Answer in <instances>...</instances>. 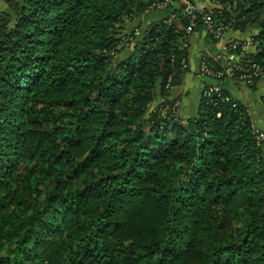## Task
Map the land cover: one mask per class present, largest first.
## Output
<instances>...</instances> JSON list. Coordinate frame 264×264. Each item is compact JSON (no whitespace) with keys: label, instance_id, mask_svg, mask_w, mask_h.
I'll use <instances>...</instances> for the list:
<instances>
[{"label":"trees","instance_id":"trees-1","mask_svg":"<svg viewBox=\"0 0 264 264\" xmlns=\"http://www.w3.org/2000/svg\"><path fill=\"white\" fill-rule=\"evenodd\" d=\"M2 2L0 264H264V130L248 107L204 76L221 96L192 118L148 111L184 85L200 18L187 34L181 6L138 39L162 0ZM212 2L214 25L256 32L239 40L254 91L264 0Z\"/></svg>","mask_w":264,"mask_h":264},{"label":"built area","instance_id":"built-area-1","mask_svg":"<svg viewBox=\"0 0 264 264\" xmlns=\"http://www.w3.org/2000/svg\"><path fill=\"white\" fill-rule=\"evenodd\" d=\"M0 2H2V0H0ZM181 6H183V14L190 19V25L186 29L187 34H192V28L194 27L195 21L196 19L200 18L204 26L203 33L207 37L212 38L216 43L220 44V51L214 55L209 54L207 58H210L213 62L219 65L222 70L219 72H213L206 66L204 58L200 57L198 76H200L201 78H203L204 76H210L215 79L222 78L224 82H231L234 84V79L236 78L235 73L237 72L239 73L238 80L245 84L242 85H244L245 87L253 86V80L260 75V69L256 64L252 62L248 61L243 64L241 61L243 51L246 52L250 42H246L245 48L242 47L239 49V40H227L228 33L231 31L227 30V28L221 24L214 25L211 16L204 12V8H200L193 2H188L186 0H162V2L158 4H153L150 7V10L169 12V21H171V19H173L174 17L172 16V11L177 8L179 9ZM235 51H238L239 53L237 55L232 53ZM241 63L243 65H241ZM166 88L171 94L166 99H160V103L158 105H163L161 109V114L163 116H175V114L180 112L182 104L181 88L177 89L168 85ZM214 94H216L218 97L221 96L220 89L218 87L204 86L201 98L208 102V100ZM156 107H154V109ZM255 133L257 136V140L260 142H264V133L258 130Z\"/></svg>","mask_w":264,"mask_h":264},{"label":"crops","instance_id":"crops-1","mask_svg":"<svg viewBox=\"0 0 264 264\" xmlns=\"http://www.w3.org/2000/svg\"><path fill=\"white\" fill-rule=\"evenodd\" d=\"M196 6H199L200 8H204L207 10L215 8V5L213 4L212 0H191ZM6 9V6L3 2H0V11H3ZM149 14L146 13L144 17ZM167 15L160 14V19L165 18ZM142 17V19L144 18ZM249 35L242 34L239 32H229L227 36V40L229 39H235V40H241V41H248ZM190 59L192 55V46L194 45L195 50L197 51L198 56V64L200 62V57L202 52L205 54H217L220 51V44L218 43H212V41L202 32L200 35L192 34L190 36ZM252 52L253 50H249ZM191 63V60H190ZM190 70V66H189ZM189 76V78H188ZM222 88L226 90L231 96L237 98L238 100L242 101L249 109V113L252 117V120L254 122V125L264 130V104L261 101L264 97V81L258 82V84L255 87V90L250 92H242L238 91L235 86L231 82H223ZM197 87L198 88V100L192 101L190 99V92L191 90ZM204 88L203 80L201 78L199 79L198 76V69H196L195 72H190L186 75L184 80V85L181 87V94H182V104L180 108L179 115L182 119L186 120L189 118H192L198 111L200 105H201V93ZM160 103V99H157L156 102L152 106H157ZM186 105V106H185ZM252 110H256L257 113Z\"/></svg>","mask_w":264,"mask_h":264},{"label":"rangeland","instance_id":"rangeland-1","mask_svg":"<svg viewBox=\"0 0 264 264\" xmlns=\"http://www.w3.org/2000/svg\"><path fill=\"white\" fill-rule=\"evenodd\" d=\"M199 7V6H198ZM160 14L161 15H163V14H166V15H168V13H165V12H160V11H156V12H154V13H152V14H147L142 20H141V23H140V27H138L137 29V33H136V37L138 38V39H140V38H142V34H143V32H144V30L146 29V28H148L152 23H154V22H157V21H159V20H161L160 19ZM126 25L125 26H127L126 28H127V31H128V33L133 29V30H135V28L137 27L136 26V23H125ZM130 30V31H129ZM254 34H256V32H252L251 34H247V35H249V37L250 36H252V35H254ZM135 42L136 41H134L133 43H131V45H130V47L127 49V51H126V54L128 53V52H130V50H131V48L133 47V45L135 44ZM193 48H192V55H191V63H190V70H189V73L190 72H195L196 71V69H198V66H199V64H198V56H197V51L195 50V47H194V45L192 46ZM249 50H251V49H249ZM188 73V74H189ZM188 78H189V76H188ZM201 77L199 76V79H200ZM201 80H202V78H201ZM233 84V83H232ZM233 86H235V88H237L238 89V91H242V92H250V93H252L253 92V90H251V88H248V87H238V86H236L235 84H233ZM236 97V96H235ZM190 99L192 100V101H196V100H198V88L197 87H194L192 90H191V92H190ZM237 99V98H236ZM186 106V105H185ZM246 106V105H245ZM154 107L155 106H151L150 107V109L148 110L149 112H151L152 110H154ZM255 112V113H257V111L256 110H252V112ZM264 133V132H263Z\"/></svg>","mask_w":264,"mask_h":264}]
</instances>
